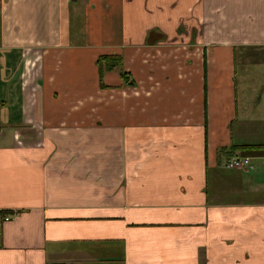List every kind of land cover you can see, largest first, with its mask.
Wrapping results in <instances>:
<instances>
[{
  "label": "crops",
  "instance_id": "1",
  "mask_svg": "<svg viewBox=\"0 0 264 264\" xmlns=\"http://www.w3.org/2000/svg\"><path fill=\"white\" fill-rule=\"evenodd\" d=\"M261 65L264 0H0V264H264Z\"/></svg>",
  "mask_w": 264,
  "mask_h": 264
},
{
  "label": "rangeland",
  "instance_id": "2",
  "mask_svg": "<svg viewBox=\"0 0 264 264\" xmlns=\"http://www.w3.org/2000/svg\"><path fill=\"white\" fill-rule=\"evenodd\" d=\"M79 24L80 18L78 17L76 21V26L78 27ZM247 70L253 73V76H251V80L248 78V81L246 83L250 91L254 89V91L249 94V101L253 104V108H255L254 105L256 106L257 109L255 112L260 113L262 110H264V88L262 87L264 83L262 81L264 80V65H261L260 67L250 66ZM240 77H242V73H240ZM249 92H247V94ZM243 95L244 94H241L242 97ZM90 264H113V260H111L110 254L109 256H106L103 260L99 259L97 260V262L92 261Z\"/></svg>",
  "mask_w": 264,
  "mask_h": 264
},
{
  "label": "trees",
  "instance_id": "3",
  "mask_svg": "<svg viewBox=\"0 0 264 264\" xmlns=\"http://www.w3.org/2000/svg\"><path fill=\"white\" fill-rule=\"evenodd\" d=\"M100 75L102 76L106 71H111L120 68L122 65V58L119 55H101L98 59ZM125 75V72L122 71Z\"/></svg>",
  "mask_w": 264,
  "mask_h": 264
},
{
  "label": "built area",
  "instance_id": "4",
  "mask_svg": "<svg viewBox=\"0 0 264 264\" xmlns=\"http://www.w3.org/2000/svg\"><path fill=\"white\" fill-rule=\"evenodd\" d=\"M251 160L248 157L242 156L241 154H236L231 156L226 162V167L230 169L244 168L251 164ZM11 219L10 214H3V220L8 221Z\"/></svg>",
  "mask_w": 264,
  "mask_h": 264
},
{
  "label": "water",
  "instance_id": "5",
  "mask_svg": "<svg viewBox=\"0 0 264 264\" xmlns=\"http://www.w3.org/2000/svg\"><path fill=\"white\" fill-rule=\"evenodd\" d=\"M50 264H67V263L66 262H53V263H50Z\"/></svg>",
  "mask_w": 264,
  "mask_h": 264
},
{
  "label": "flooded vegetation",
  "instance_id": "6",
  "mask_svg": "<svg viewBox=\"0 0 264 264\" xmlns=\"http://www.w3.org/2000/svg\"><path fill=\"white\" fill-rule=\"evenodd\" d=\"M68 264V263H67ZM73 264H76V263H73Z\"/></svg>",
  "mask_w": 264,
  "mask_h": 264
}]
</instances>
